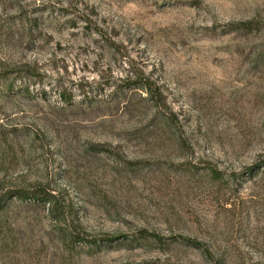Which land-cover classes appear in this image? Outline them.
<instances>
[{"label": "rangeland", "instance_id": "rangeland-1", "mask_svg": "<svg viewBox=\"0 0 264 264\" xmlns=\"http://www.w3.org/2000/svg\"><path fill=\"white\" fill-rule=\"evenodd\" d=\"M0 264H264V0H0Z\"/></svg>", "mask_w": 264, "mask_h": 264}, {"label": "trees", "instance_id": "trees-1", "mask_svg": "<svg viewBox=\"0 0 264 264\" xmlns=\"http://www.w3.org/2000/svg\"><path fill=\"white\" fill-rule=\"evenodd\" d=\"M242 26H249V24H244L242 23ZM141 89L146 93V94H151L150 93V87L149 84H144V85H140ZM15 197L21 199V200H25V199H30L34 202H44V203H50L51 202V196L46 193V192H42V191H33V192H18L15 193L14 195Z\"/></svg>", "mask_w": 264, "mask_h": 264}]
</instances>
